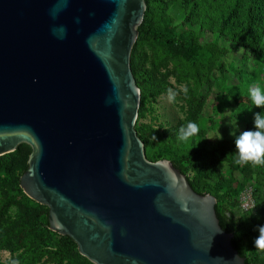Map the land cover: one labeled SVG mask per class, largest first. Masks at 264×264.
Segmentation results:
<instances>
[{"label": "water", "instance_id": "95a60500", "mask_svg": "<svg viewBox=\"0 0 264 264\" xmlns=\"http://www.w3.org/2000/svg\"><path fill=\"white\" fill-rule=\"evenodd\" d=\"M146 0H0V156L94 264H247L169 159L148 158L131 59Z\"/></svg>", "mask_w": 264, "mask_h": 264}, {"label": "trees", "instance_id": "16d2710c", "mask_svg": "<svg viewBox=\"0 0 264 264\" xmlns=\"http://www.w3.org/2000/svg\"><path fill=\"white\" fill-rule=\"evenodd\" d=\"M146 1L145 18L131 59L141 88L139 117L144 115L149 88L157 93L166 90L168 75L161 73L157 62L146 67L144 46L172 59L196 80L187 97L189 112L185 120L163 133L151 126H136L147 156L154 161L171 160L198 193L214 194L220 223L234 233L236 249L247 264H264V248L257 243V236L264 234V0ZM208 33L210 39L206 38ZM231 48L244 50L242 67L231 66L239 80L236 102L243 113L239 119L248 132L238 133L234 139L220 138L208 147L198 87L205 78H212L213 70L224 66L221 60ZM255 85L256 95L248 96ZM239 148L243 149L241 163L247 177H255L258 202L255 212L243 214L238 212L241 202L237 195L248 178L238 180L232 172L226 176L220 167L224 161L234 160L232 156ZM31 152V146L23 143L14 152L0 156V246L35 250L27 264H35L45 255L54 264H94L80 254L71 237L50 229L49 208L28 197L21 187L20 178L28 169ZM204 159H208L205 165ZM192 172H196V178H191ZM13 207L16 218H5Z\"/></svg>", "mask_w": 264, "mask_h": 264}, {"label": "rangeland", "instance_id": "374dc122", "mask_svg": "<svg viewBox=\"0 0 264 264\" xmlns=\"http://www.w3.org/2000/svg\"><path fill=\"white\" fill-rule=\"evenodd\" d=\"M172 13H174V10H172ZM206 38H211L209 33ZM143 51L147 54L146 67L150 68L153 62H157L159 63L161 73L164 75L168 74L166 77L167 89L157 93L152 88H149L145 98L144 115L143 117H138L136 126H142L143 128L151 126L160 133H163L165 130L171 129L180 121L187 118L189 112L187 97L192 94L191 89L194 88L196 80L193 75L186 73L187 71L184 73V68L181 65H178L172 59H166L163 54H156L153 49L145 46L143 47ZM243 56V49L231 48L230 53L221 60L225 70H223V67L213 70L212 78H205L201 82L200 87H198L199 93L202 95L200 112L201 118H204L202 123L206 133L204 140L208 147H211L220 138L234 139L238 133L246 134L248 132L246 125L239 119L243 115L242 111L239 112V106L236 102L239 80L237 73L231 66L235 65L236 68H241ZM256 93L257 86L255 85V87H250L247 95L253 97ZM242 155L243 149L239 148L232 156L234 160H226L220 164L226 176H229L232 172L238 180L244 181L245 178H248L241 163ZM206 163H208V159H204L202 162L203 165ZM190 176L191 178H196L197 174L196 172H192ZM244 184V188L237 195L241 202V207L238 210L240 214L255 212L258 206L254 195L256 188L255 177L248 178ZM247 202L251 206L248 211L243 207V204ZM8 217L10 219L16 218L15 207L9 210L5 218ZM12 242H15L14 239ZM257 243L263 245L262 248H264V234L257 236ZM34 252L35 250H26L25 248L12 250L8 247L0 246V263L27 264L32 261V253ZM35 264L54 263L49 261L47 255H45L41 260H37Z\"/></svg>", "mask_w": 264, "mask_h": 264}, {"label": "built area", "instance_id": "2783aa9c", "mask_svg": "<svg viewBox=\"0 0 264 264\" xmlns=\"http://www.w3.org/2000/svg\"><path fill=\"white\" fill-rule=\"evenodd\" d=\"M243 207L248 211L250 209V203L247 202L246 204H243Z\"/></svg>", "mask_w": 264, "mask_h": 264}]
</instances>
